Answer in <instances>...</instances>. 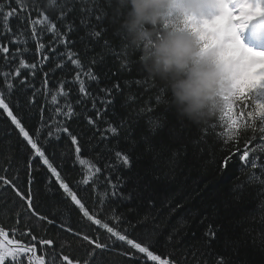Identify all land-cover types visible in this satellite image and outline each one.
Wrapping results in <instances>:
<instances>
[{
	"label": "trees",
	"instance_id": "obj_1",
	"mask_svg": "<svg viewBox=\"0 0 264 264\" xmlns=\"http://www.w3.org/2000/svg\"><path fill=\"white\" fill-rule=\"evenodd\" d=\"M34 2L61 29H64L67 22L73 23L74 30L67 37L68 45L66 48L61 47L63 51L78 53L84 65L83 68L76 69L67 62L66 56L62 61L58 56L50 55V63L45 64L42 71L38 70L35 77L28 75V79L35 87L42 88L44 72H48L50 88L53 84L58 85L60 81L68 82L66 88L69 92L68 99L73 103L77 113H82L85 108L92 111L91 101L76 105V99L80 94L78 82H74L75 73L77 71L86 72L91 59L103 53V64L95 66V71L101 78L100 84L96 85L83 75L81 78L85 79L86 86L93 91L98 90L99 87H110L113 79L120 80L124 92L117 97L116 114L113 115L110 108L104 119L118 122L121 117L125 120L132 117L131 134L135 138L139 139L142 135H147L159 147L169 148L173 154H178L174 163L169 162L167 156L159 162L156 169L160 174L159 190L143 194L151 196L150 200L138 198L120 201L116 197L109 196L101 218H106L110 215V209H115L117 214L123 218L119 227L121 229L127 227L131 238L137 239L138 242L150 241L151 250L157 254L169 255L177 261V264H197V261L214 264L215 253L223 252L224 248L222 244H217L212 249L203 247L201 237L204 225L200 224V219L202 216L209 215L212 208H216L224 217L226 232L232 239L241 242L238 253L229 250L226 258L232 260L233 264H240L243 261L247 264H264V250H262L264 249V184L260 182L264 180V128L259 120L261 117L255 115L256 112L264 114V95L256 96L260 89L246 86L226 97L216 92L208 101L202 114L190 118L178 109L168 82L159 76L152 75L147 70L148 62L144 59L146 43L150 45L167 31L179 30L189 33L194 38L198 45L199 58L214 67L213 56L201 55L202 43L189 22L190 15L177 8L171 10L155 25H143L144 30L153 33L152 40L136 44L132 42V37L126 27L131 19L128 0H56L55 4H50L49 0H25L26 4ZM61 10L66 14L64 24H61L59 20ZM98 15L103 16V20L99 23L96 19ZM13 25L15 26V21ZM97 27L106 30L101 40H96L94 37ZM19 39L18 46L21 49L24 47L28 49L23 58L27 62L38 60L39 57L35 55V43L27 27H25V34ZM54 39V37L49 39L48 33H45V43H51ZM104 39L111 41L114 48L122 41L124 42L125 54L129 55L133 61V67L129 72H124L113 79L105 77L108 68L115 70V60L109 50L103 47ZM25 40H27V45L24 44ZM0 44L7 45L10 53L15 51V47L8 40L0 38ZM3 56L4 54L0 53V71L8 67L4 63ZM137 59L140 64L136 63ZM61 62L66 64L62 70L56 68V64ZM11 66L16 65L13 63ZM50 68L53 71H49ZM141 74L147 79L142 89L132 84V81ZM126 96H132L134 100L130 107L124 105ZM37 99L39 104L33 106L30 113L32 118L27 120L29 127L34 124L38 125L40 106L46 108L51 106L45 104L44 96L38 95ZM64 102V98L61 97L60 105L63 106ZM102 107L97 104V108ZM149 107L155 111H146ZM142 109L145 111L137 116ZM67 124L70 131L78 135L80 139L81 158L89 161L91 165L103 167L105 163L113 159L115 149H123L126 146L123 131L118 137H112L110 133H106L110 139L103 142L98 133L93 137L96 128L89 130L83 115L68 120ZM153 125H155V132L152 130ZM98 127L103 129L106 125L102 123ZM202 133L206 134L202 136ZM223 137H231L234 141L226 144ZM23 144L14 126L10 124L5 115L0 114V168L11 166L13 175L17 174L16 169L18 168L21 180L26 179L24 167L25 157L28 155ZM108 149L113 150L111 154ZM244 150L250 152V160L258 162L255 170L251 169L250 165L245 166L239 163L238 156ZM139 152L138 148L133 154L136 170L148 167L154 159L149 156H140ZM232 152H236L234 163L237 166L230 167V170L220 169V158ZM73 159L74 146L65 138L62 146L57 150L54 163L60 167L66 181L79 192L87 206L92 207L97 199V191L91 186L78 184V181L82 179V173L87 171V166L73 164ZM250 174L254 178L249 183L246 177ZM41 175H43V170H41ZM106 175L108 172L104 170L103 175L97 179L96 188L99 192L105 191L104 176ZM121 175L127 176L128 171L113 170L111 172L114 179ZM241 182H244V186L238 189L236 186ZM34 188L42 191V185L39 183L34 185ZM108 191L110 192V189ZM12 199V194L9 193L8 205L4 206L0 202V227H3L6 232H13L16 229L23 231L27 218L20 208V202L17 201L13 206ZM38 202L40 203L39 210L50 216L68 218L69 213L65 211V208L70 209V219L66 222L70 223L73 229L82 228L90 235L99 232L102 240L108 236L105 230L98 229L97 226L83 219L72 208L70 201L54 198L51 193H44ZM177 203L181 207L173 211ZM96 206L99 207V205ZM17 212L21 213L19 224H17ZM129 222L135 225V228L131 227ZM30 226L35 227L34 234L37 236L53 240L52 246H45L43 249L37 244L38 250L46 254L49 262L54 254L60 257L66 254L70 259L83 256V249L79 247L81 242L72 233L47 224L41 227L35 223V218ZM170 235L173 236L172 241L168 240ZM8 236L15 242L19 233ZM22 239L30 240V237ZM60 245H63V249ZM123 251L134 252L127 245L118 244L112 250L101 254L99 264H134L132 259L121 254ZM137 255L143 260L142 254ZM57 264H67V262L58 260Z\"/></svg>",
	"mask_w": 264,
	"mask_h": 264
},
{
	"label": "snow or ice",
	"instance_id": "obj_2",
	"mask_svg": "<svg viewBox=\"0 0 264 264\" xmlns=\"http://www.w3.org/2000/svg\"><path fill=\"white\" fill-rule=\"evenodd\" d=\"M50 4H55L56 0H49ZM119 7V6H118ZM66 14L61 10L59 20L64 24ZM122 18V16H121ZM97 23L103 20L102 15L96 17ZM15 21V26L13 25ZM90 23V21H89ZM25 27L30 32L31 37L35 43V55L39 57L35 62H27L23 58L27 47L21 49L20 36L25 34ZM74 30V25L71 21L64 25L61 29L58 24L41 8H38L36 3L26 4L25 0H0V38L8 40L10 44L15 47V51L10 53V49L5 44H0V53L4 54L3 60L8 67L4 71H0V114L6 116L10 124L17 130V134L24 142L23 147L27 149L28 155L25 157L24 175L25 180H21L19 169H16L15 175L11 173V166L7 168H0V202L7 206L8 194H12L11 204L15 206L16 202H20V208L24 216L27 218L24 222V230L16 229L13 232H6L3 227H0V264H57L58 260L67 262V264H99L100 256L105 251H110L118 244L127 245L133 251H123L121 254L129 257L134 261V264H177L174 258L169 255L157 254L152 249L150 241H137L131 238L127 227L121 229L119 225L123 222L121 215H118L115 209H110V215L106 218H101L105 212V204L109 196L116 197L120 201L136 200L143 198L150 200L151 196H144L145 192H155L159 190L160 174L157 172L159 162L168 157L169 162L174 163L175 157L178 154H173L171 149L159 147L153 142V139L147 135H142L139 139L131 134L133 118L129 117L125 120L123 117L118 122H111L105 120L104 117L108 115L109 109H112V114L115 115V105L117 97L122 95L124 88L119 77L124 72H129L133 67V61L126 55L124 42L115 48L112 42L104 39L103 47L108 49L115 60V70L111 67L105 73L107 79H113L111 86L99 87L98 90L93 91L86 86L85 79L100 84V75L96 73L95 66L103 64L104 54L95 55L89 62L90 66L87 71L75 73L74 82H78V92L80 96L76 99V105H83L86 101H91V109H84L82 113H77L71 100L68 99L69 92L66 91L68 82L60 81L49 87V73L44 72V80L42 88H37L28 79L31 74L35 77L37 71H42L45 64L50 63V55L58 56L62 61L66 56L67 62L74 68L81 69L84 67L82 60L78 53L72 51H63L68 45V34ZM96 28L94 37L96 40H101L104 37V32ZM48 33L49 39L54 37L51 43L44 42V35ZM27 45V40L24 41ZM264 55V53H260ZM15 63V67L11 65ZM139 63V59L136 61ZM66 64L61 62L56 64L57 69H63ZM53 71V69H49ZM110 73V75H109ZM147 83L146 77L141 74L132 81L135 86L143 88ZM127 87V85H125ZM31 92V95H29ZM38 95L45 98V104L51 105L49 107H39V123L29 127L27 120L31 119L30 113L33 106H38ZM64 98L63 106L60 105L59 99ZM50 98V100H49ZM134 102L132 96H126L124 105L131 106ZM97 104L102 105V108H97ZM123 106V105H122ZM145 110L142 109L137 116L141 115ZM146 111L154 112L155 109L148 108ZM83 115L89 130L96 128V133L101 137V142L109 140L106 133H110L112 137H118L123 131V139L125 141V148H117L114 150V157L103 167L91 165L89 161L82 159V147L78 135L70 131L67 124L68 120L74 117ZM63 117V119H61ZM105 124L103 129L98 125ZM151 123V121H150ZM155 132V125L152 126ZM206 133H202V136ZM68 139L70 144L74 146L73 164L80 166H87V171L82 173V179L78 184L93 187L97 191V199L92 207L87 206L86 202L79 195L77 190L71 186L55 163L57 150L62 146L64 139ZM224 142L231 143L234 140L231 137H223ZM159 147V151L157 148ZM140 149V156L153 157V162L140 170H136V162L133 159V154ZM109 154L113 150L108 149ZM250 152L248 150L242 151L238 156V161L241 165H250L251 169L255 170L258 166L256 160H250ZM236 152L226 154L220 158L219 167L222 170H230V167H236L234 163ZM43 170V175H41ZM104 170H107L108 175L104 176L105 191L99 192L96 188V182L99 176L103 175ZM113 170H127L128 175H121L115 179L111 176ZM39 177V179H38ZM253 175L246 177L250 183ZM264 184V180L260 181ZM37 183L42 185V191L35 189L34 185ZM244 182H241L236 187L242 188ZM110 189V192L108 191ZM44 193H51L54 198H62L70 201L73 209H75L83 219L90 222L91 225L97 226L98 229L106 231L108 236L101 239L99 232L95 235L88 234L82 228L73 229L70 223L66 220L70 219L71 210L67 207L65 211L69 213L68 218H61L56 215L50 216L47 213H42L40 209V197ZM46 203V200H45ZM96 205H99L97 207ZM179 203L173 209L180 208ZM17 224L20 223L21 213L17 212ZM35 218V223L42 227L43 224L49 226H56L59 229L70 232L81 243L79 247L83 249L82 257H73L70 259L69 255H62V257L53 255L51 261L46 259V254L39 251L37 244L43 249L45 246H52L53 240L44 236H37L35 227L30 224ZM147 219V218H145ZM224 217L216 208H212L209 215L202 216L200 224L204 225V231L201 237V243L205 249H212L217 244H222L224 251L215 253L216 259L214 264H233V261L226 258V253L231 250L233 252L239 251L241 242L232 239L226 232L223 223ZM111 225V226H110ZM129 225L135 228V225ZM19 233L15 243L11 240H5L6 235H16ZM23 237H30V240H23ZM169 241L173 240V236L168 237ZM63 249V245H60ZM264 250V249H262ZM137 254H142L143 260ZM197 264H207V262L197 261ZM240 264H247L246 261Z\"/></svg>",
	"mask_w": 264,
	"mask_h": 264
},
{
	"label": "clouds",
	"instance_id": "obj_3",
	"mask_svg": "<svg viewBox=\"0 0 264 264\" xmlns=\"http://www.w3.org/2000/svg\"><path fill=\"white\" fill-rule=\"evenodd\" d=\"M130 17L126 27L132 42L152 40L153 33L143 28L155 25L171 10H199L198 0H128ZM147 70L168 82L178 109L188 117L201 115L219 88L216 69L198 56V45L184 31H167L150 45L146 43Z\"/></svg>",
	"mask_w": 264,
	"mask_h": 264
},
{
	"label": "rangeland",
	"instance_id": "obj_4",
	"mask_svg": "<svg viewBox=\"0 0 264 264\" xmlns=\"http://www.w3.org/2000/svg\"><path fill=\"white\" fill-rule=\"evenodd\" d=\"M249 0H202L205 5L200 8L201 15L212 24L215 37L221 39L212 50L220 48L228 67L236 79L241 81H257L264 79V55L247 51L239 36L240 28L245 24H254L264 14L256 13L255 3ZM200 15V14H199ZM206 21V20H205ZM236 22V25H235ZM208 24V23H206Z\"/></svg>",
	"mask_w": 264,
	"mask_h": 264
}]
</instances>
